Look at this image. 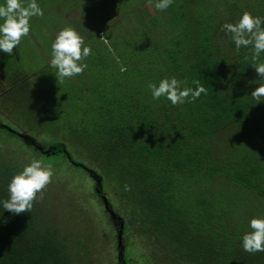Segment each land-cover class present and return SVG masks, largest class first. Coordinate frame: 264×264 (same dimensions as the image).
I'll return each mask as SVG.
<instances>
[{
	"label": "trees",
	"instance_id": "obj_1",
	"mask_svg": "<svg viewBox=\"0 0 264 264\" xmlns=\"http://www.w3.org/2000/svg\"><path fill=\"white\" fill-rule=\"evenodd\" d=\"M105 2L117 19L100 32L81 28L91 54L80 75L58 83L51 67V11L59 3L40 1L44 15L30 19L28 35L38 25L50 33L44 62L29 61L24 37L12 55L0 51V113L7 120H0V201L32 159L55 170L67 165L80 180H99L95 196L106 194L99 184L110 190L122 238L135 228L144 251L162 252L152 259L264 264V252L242 247L250 221L264 218V97L251 96L264 80L251 47L238 51L223 30L245 11L264 18V0H173L164 11L157 0ZM172 77L182 88L195 89L199 80L207 94L182 105L153 99L148 85ZM37 138L46 139L39 147L48 143L47 154L35 148ZM8 139L19 144L11 156L3 149ZM22 148L30 150L27 163ZM48 200L38 194L31 212L21 214L0 204V264H73L92 254L94 227L84 208L60 218ZM118 264L141 262L124 254Z\"/></svg>",
	"mask_w": 264,
	"mask_h": 264
},
{
	"label": "clouds",
	"instance_id": "obj_2",
	"mask_svg": "<svg viewBox=\"0 0 264 264\" xmlns=\"http://www.w3.org/2000/svg\"><path fill=\"white\" fill-rule=\"evenodd\" d=\"M152 0H149L151 4ZM173 0H157L155 8L164 11L169 8ZM43 10L39 7L36 0H6L5 5H0V51L12 55L23 37L30 32V19L32 17L43 16ZM264 18L253 16L245 11L240 20L233 23H225L223 30L230 34L236 49L241 47H251L253 65L261 80H264V62L260 60L261 53H264ZM103 42L111 45L106 36L101 37ZM85 45V40L72 27L61 30L54 43L52 44L51 67L56 69L55 75L58 83L65 78H72L80 75L87 68V64L81 63L91 54V48ZM247 59V57H246ZM184 82L175 77L165 78L157 86L150 83L152 97L159 100L162 96L171 101L173 105H182L185 102L192 103L201 94H207V89L199 80L193 81L195 89L183 87ZM251 96L260 101L264 97V84H260ZM190 98V99H189ZM55 171L51 165L45 166L42 160L32 159L24 167L22 172L15 175L11 180L8 191L9 199L0 201L3 208L13 214L30 213L34 202L43 198V191L52 183ZM251 232L243 236L242 247L245 252L255 254L264 252V218H253L250 221Z\"/></svg>",
	"mask_w": 264,
	"mask_h": 264
},
{
	"label": "rangeland",
	"instance_id": "obj_3",
	"mask_svg": "<svg viewBox=\"0 0 264 264\" xmlns=\"http://www.w3.org/2000/svg\"><path fill=\"white\" fill-rule=\"evenodd\" d=\"M42 0H36L40 3ZM45 1L46 7H53L54 4L59 3L51 13L55 16L54 23L51 24L52 39L55 41L58 33L66 27H72L77 33L83 38L88 35H82L81 28H86L88 32L95 33L104 30V27L109 26L117 19L114 15H111V11L105 2V0H43ZM62 3L65 7L62 6ZM61 5V7H59ZM148 11H152L150 6H146ZM128 21V20H126ZM124 21L121 26H126ZM35 36H25L27 42L24 43V49L27 50L29 55V61L34 65L44 62L42 56L46 55V50L43 51V45L47 44L49 40V34L43 33V26L38 25L35 28ZM101 35V33H100ZM0 120H3L6 124L5 117L0 113ZM4 124V125H5ZM4 140L5 137L0 138V141ZM40 140V144L36 143L38 148L43 144L46 139L37 138ZM10 143H6L3 149L6 151L7 156H11L16 151V140H9ZM20 143V142H19ZM45 151L50 149V146L45 144L42 146ZM26 148H22V152L19 155L20 161L28 162L29 152ZM11 154V155H10ZM51 154V153H50ZM13 158V157H12ZM45 166L48 164L43 163ZM65 165V163H64ZM65 168L54 169L55 175L53 181L43 191V198L45 200L49 196L48 206L51 210L56 211L60 218L65 217L67 214L73 211H78V207L84 208L85 216L88 218V222L93 225L92 228V241L88 242L87 245L91 255L83 257L80 252V259L73 260V264H118L121 260V256L125 254L126 258L134 260L135 262H141V264H166L159 257L157 260L152 259L155 255H162L160 252H150L146 248L144 243L137 234L136 229L132 228L124 237L121 239V246H118L119 228L122 224L120 217L116 215L117 202L111 199L110 190L103 188L102 184H99V191L105 192L109 207H112V212L115 214L113 218L108 211L104 208V203L101 197L95 196L93 193V184L97 183V179L89 174L84 179H78L80 173L64 166ZM70 169V170H66ZM45 202V201H44ZM111 209V208H110ZM84 216V217H85ZM125 247V252L123 251ZM143 250V254H142ZM124 253V254H123ZM154 253V254H153ZM158 253V254H156ZM136 254V255H135ZM154 258V257H153Z\"/></svg>",
	"mask_w": 264,
	"mask_h": 264
},
{
	"label": "water",
	"instance_id": "obj_4",
	"mask_svg": "<svg viewBox=\"0 0 264 264\" xmlns=\"http://www.w3.org/2000/svg\"><path fill=\"white\" fill-rule=\"evenodd\" d=\"M8 131H10V132H13V130H11V129H8ZM39 150L40 151H42V149L39 147ZM44 154H47L49 151L47 150V151H42ZM80 167H82V165H79ZM97 182H99V180L97 181ZM102 200H103V203H104V208H105V210L106 211H108V213L113 217V218H115L116 216H115V214L112 212V210L110 209V207H109V204H108V201H107V199H106V197H102ZM122 228V224L120 225V229ZM118 246H121V239H122V236H121V230H119V236H118Z\"/></svg>",
	"mask_w": 264,
	"mask_h": 264
}]
</instances>
